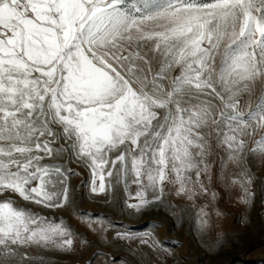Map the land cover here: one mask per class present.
<instances>
[{
    "label": "snow or ice",
    "instance_id": "1",
    "mask_svg": "<svg viewBox=\"0 0 264 264\" xmlns=\"http://www.w3.org/2000/svg\"><path fill=\"white\" fill-rule=\"evenodd\" d=\"M256 164L264 0H0V264L93 244L56 210L78 215L106 264L100 245L131 257L118 264H188L156 235L162 223L77 214L72 179L133 219L195 208L212 251L219 190L250 207Z\"/></svg>",
    "mask_w": 264,
    "mask_h": 264
},
{
    "label": "rangeland",
    "instance_id": "2",
    "mask_svg": "<svg viewBox=\"0 0 264 264\" xmlns=\"http://www.w3.org/2000/svg\"><path fill=\"white\" fill-rule=\"evenodd\" d=\"M75 167V165H73ZM256 179L253 191L256 193L250 207L237 204L240 193L233 190L231 194L220 191L216 207L223 213L220 217L213 216L215 228L211 232L209 240L214 245L209 251L198 239L193 231L195 220V208H188L183 221L177 220L170 214L156 211L147 214L141 219H133L126 212L121 211L119 203L105 202L103 197L92 199L87 188L79 187L86 176L74 177L71 181L75 211L91 212L93 215L103 214L105 218L119 225H124L134 231H143L147 227V221L159 222L163 227L156 231V235L169 249H173L180 257H188V264H264V191H261L264 181V165H251ZM72 212L56 210L55 217H63L80 233L93 241L82 253L76 255L45 252L43 255L51 258V264H85L89 259L93 264H106L104 257L95 258L93 253L97 251L95 241L97 237L91 234L82 224H77L71 218ZM247 217V223L241 224V218ZM222 238V243L216 245L217 236ZM179 241V244L173 243ZM100 251L107 254L108 258H114L118 262L123 259H131L127 253L119 247L99 246ZM181 264H185L181 260Z\"/></svg>",
    "mask_w": 264,
    "mask_h": 264
},
{
    "label": "bare ground",
    "instance_id": "3",
    "mask_svg": "<svg viewBox=\"0 0 264 264\" xmlns=\"http://www.w3.org/2000/svg\"><path fill=\"white\" fill-rule=\"evenodd\" d=\"M76 213L78 214L77 211H76ZM70 216L73 219V221H75L77 224H82V222L78 218V215H73V213H72V214H70Z\"/></svg>",
    "mask_w": 264,
    "mask_h": 264
}]
</instances>
